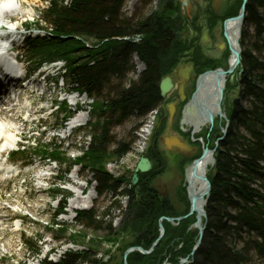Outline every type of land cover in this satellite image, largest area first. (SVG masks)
<instances>
[{"label": "trees", "instance_id": "trees-1", "mask_svg": "<svg viewBox=\"0 0 264 264\" xmlns=\"http://www.w3.org/2000/svg\"><path fill=\"white\" fill-rule=\"evenodd\" d=\"M126 1L70 0L66 3V0H53L42 11L38 26L44 31V37L28 39L26 50L38 65L64 61L68 85L94 102L93 116L85 129L91 143L88 150H81L83 155L79 159L69 164L70 155L54 146H43L41 153L61 160L68 168L65 177L74 165L91 173L98 196L112 197L105 215L115 208L120 210L122 198H128L129 226L139 234L130 247L150 251L161 235L160 220L184 216L190 210L187 207L183 214H178L152 186L165 170L158 151L165 123L162 122L155 133V146L148 155L154 169L139 174L136 185L133 184L134 171L130 177H115L107 169L110 163L127 156L133 145V142L119 143L112 150L115 144L112 128L134 118L143 124L150 114L160 110L161 80L176 69L187 50L181 37L185 23L180 14L176 16L180 7H176L173 0H168L160 13L145 17L136 13L131 18L124 14ZM152 1L139 0V4L146 8ZM242 4V0H237L234 16L238 15ZM249 29H253V34H249ZM241 46L244 72L237 87L251 107L245 108L236 101L227 111L230 126L224 140L218 144L215 167L209 173L212 189L201 247L191 257L199 239V232L189 231L195 219L185 220L177 227L164 220L165 235L153 252L150 255L134 252L128 257V264H180L183 259H188V264H254V256L264 264V166L261 164L264 160V0H248ZM135 57L145 71L138 81L126 86L127 76L134 70ZM63 111L62 123L72 115L67 103ZM241 128L247 136L240 133ZM212 140L210 148L215 149L218 138ZM198 155L195 159L200 157ZM53 193L60 194L57 190ZM62 197L65 202L69 199L64 194ZM64 212L63 207L57 211L55 223ZM98 214L96 210L77 213L76 223L103 232V238L92 240L83 232L75 234L64 227L57 231V240L68 237L77 244L88 239L94 247L116 246L119 237L112 223L106 224ZM25 243L33 256L41 255L37 241L26 240ZM102 262L90 247L83 252L70 251L58 263L46 258L41 264Z\"/></svg>", "mask_w": 264, "mask_h": 264}, {"label": "rangeland", "instance_id": "rangeland-1", "mask_svg": "<svg viewBox=\"0 0 264 264\" xmlns=\"http://www.w3.org/2000/svg\"><path fill=\"white\" fill-rule=\"evenodd\" d=\"M167 2L168 0H153L146 8H142L141 4H139V0H127L124 8V14L128 18H131L136 13L140 17L150 16L152 13L162 12ZM217 2L219 4L214 6V13L217 16H223L227 13L230 7H233L235 2L237 3V0H218ZM20 3L22 4L23 14L18 15L13 19V25L16 27L23 26V28L26 29V24L29 21L32 22L35 20V24H39L38 21L41 19L40 12L47 7L48 2H46V0H20ZM207 8L209 7L206 5V9ZM179 14L182 15L181 12ZM36 25L33 27L35 28ZM184 27H186V23ZM248 31L249 34H253V29H249ZM183 36L189 39L188 34H181V37ZM19 47L21 56L26 61H28L27 59H29V57L25 51L22 50L21 43L19 44ZM133 64L134 70L128 74L125 81L126 86L130 85L131 82L138 81L140 75L143 73L138 71L137 66L140 65V62L137 57L134 58ZM33 65L34 64H32V66ZM29 67L30 64H26V68ZM62 76H64V72H62ZM70 91H72V89L68 86L67 78L65 77L64 80H60L59 84L55 86L54 84H51V90L49 93H47L42 102L36 97H27L22 99L21 102L10 105L11 108H8L7 111L13 109V106L15 105L18 106V108L14 109V112L11 114L7 113L5 110H2L1 112L5 113V116L3 117L8 120H6V123L8 124L10 121V125L12 126L11 129L16 127L22 129L20 138L23 136L24 140L26 141L25 143L29 141L31 145H34L36 142H39L41 145L51 142L52 145L60 147L62 152L69 154L71 160H73L74 158L81 155V149H84L85 151L88 150L91 140L89 135L85 133L86 125L76 132L61 130V121L59 119L60 114L56 113L57 106L60 105V103L66 98V94ZM228 91L230 92L229 95L226 96L225 100L223 99V111L226 113L227 118V111L236 101H238L239 104L245 108L251 107L248 98L246 96L241 97L239 94L241 88L237 87L236 82ZM232 92L234 93L232 94ZM77 97V95H72L68 98L69 102L73 103ZM200 98L206 99V95L203 93V97L200 96ZM33 101H35L36 105L34 108H31L30 104ZM86 101L87 105H85ZM52 102H55L54 107L51 111H49ZM56 102L58 104H56ZM80 102H82L80 104L81 108H83L85 111V115L81 116H86L87 124V122L93 116L89 107V104L92 102H90L89 98L86 96H81ZM169 103L170 102L168 100L166 104ZM24 104H27V107ZM191 109V106L185 111L183 108L182 114L178 118H175L171 126L168 125V114L162 115L161 113L155 112L150 114L143 124L134 118L121 126L114 125L112 128V135L114 137L115 144L113 145L112 150L115 149L119 143L127 144L129 142H133V145L132 151L127 156L117 161V163H111L107 167L108 171L115 177H120L123 175L130 177L131 173L136 169L142 158L149 159L148 155L152 151V147L155 146L154 135L161 127L162 122L165 123L164 131L158 141V151L161 153L162 161L165 162V170L163 174L154 180L152 186H154L155 189L160 193L162 192L164 198H162L163 196L160 195L161 198L167 199L171 203L173 210H175V212L178 214H183L187 207L190 208L187 190L188 175L193 160L198 154V156H201L204 148L208 147L211 149L210 147L213 145L212 139L214 137L213 134L210 136L208 135L210 133L209 126L207 124H202L197 110L196 112H193ZM189 110L190 112L187 113ZM52 112L53 114L51 115ZM30 113L31 116L28 115ZM183 114L185 115L184 119L182 116ZM26 115H28L29 118L28 122L32 121L27 125L26 123H23V121L27 119ZM2 122L5 123L4 121ZM157 122V126H154L153 129V125H155ZM148 124L152 125V135L149 139L147 138V141L145 142V150L137 151L136 145L139 142L141 131ZM140 125L141 127H139ZM197 125L198 131H196L195 128ZM225 125L226 120H218V123L215 122L214 128H219V133H221L222 129L225 128ZM239 130L241 134L247 136V133L243 128ZM193 132H195L196 135H192ZM166 135H182V140L188 144L194 139L196 141L195 146L198 150L197 154H182L176 150L167 151L163 144V138H165ZM54 136L56 137L54 138ZM26 147L27 149L25 154L20 155L17 160L13 162L18 165H21L22 163H32L34 167H38L41 159L36 156V158H34L35 149L27 145ZM68 162L71 163L70 161ZM261 164L264 166V160L261 161ZM214 167L215 164L210 167L209 173L214 169ZM67 170L68 168L65 165L55 163L50 164L49 161H46L45 167L43 169L34 170V172H37L35 175H45L46 180L43 181V183L36 182L34 179V174L24 176L20 180L13 182L0 183V220L4 221L3 225L0 226V264H24L26 261H29L30 264H39L45 260L46 257H49L52 262L58 263L64 258L65 254L69 253L70 251L83 252L87 251L90 247L94 248V253L97 256V259H101L103 264H125L124 255L129 249L136 248L130 247V245L135 242L139 236V234L135 233L129 226L130 215L127 212L129 199L122 198L120 203L121 209L118 210L115 208L114 210L110 211L108 215H105L104 213L110 206L112 197H107L106 195L102 197L98 196L95 189L97 185L95 183H92L91 185L89 184L90 182H93L92 174L81 170L80 167L74 168L67 179H57V176L63 178V174ZM77 172H79L78 176H76ZM48 174L51 175L49 179ZM77 177L79 178L76 179ZM70 178H74V181L77 182L76 187L69 185ZM48 186H50V189H48ZM42 187L48 189V194H42L45 193V190ZM82 187H84L83 193L86 195L90 193V191H93L94 199L91 203V208L88 210L79 209L72 212L69 207L76 196L74 193L80 192ZM52 190H61L66 196H69V200L64 204V199L61 200V198H53ZM63 204L66 207V215L60 216L56 220L60 225H64L70 228L72 231L83 232L88 236L89 239H101L105 236L103 232H95L83 227V225L76 223L77 213L96 210L99 212V217L104 219L106 224L110 222L112 223L113 231L119 237V242L116 244V246L114 245L112 247L108 244H103L100 247H94V245L88 242V239L75 245L68 237L57 240V236L59 235L52 231L51 226L47 228V224H53L52 220L54 218L56 209L61 207ZM182 216L183 215H180V217ZM191 218L195 219V221L191 224L189 231L199 232L195 227L197 222L196 216H192ZM18 219H21V221ZM170 224L173 227H177L179 225L172 223ZM26 240L38 242L42 250V254L36 259H34V254H31L29 248H27L25 243ZM127 260L126 263L128 264ZM254 264H261L256 256H254Z\"/></svg>", "mask_w": 264, "mask_h": 264}, {"label": "water", "instance_id": "water-1", "mask_svg": "<svg viewBox=\"0 0 264 264\" xmlns=\"http://www.w3.org/2000/svg\"><path fill=\"white\" fill-rule=\"evenodd\" d=\"M179 1L184 8L188 10L191 9V0H179ZM242 1H243V4L241 6L239 14L236 17L227 20L225 22V27H224L225 28V38L228 41V44H229V47H230V50L233 56H235L234 57L235 60L231 64L230 70L228 71V73H226L223 70H216V71L208 72L206 74L201 75L199 79L197 80L196 91L192 95L189 101H187L185 88L191 79V74L193 72L192 66H187V67L181 66L178 71L174 72L173 76H167L162 79L161 84H160V91H161L162 99L168 100L170 98V95L174 91H177L178 96H179V102L170 103L166 107L169 111V122H168L169 126L172 125L173 121L176 118L177 104L185 103L184 111L188 110V108L192 105L195 106L198 114L200 115L201 121L204 122V124H207L211 129L214 127V123L217 118L221 120H226L227 125H226V128L222 130V132H223L224 137L227 134L229 122L227 120L226 115L224 114L222 105H223L224 92H225L226 76L232 75L235 72V70L241 66V63H242L241 37H242L243 27L245 24V19L247 16L248 0H242ZM232 24H235V26L233 27V30L237 28L239 32V37L237 38V42H238L237 49L233 47L231 43V38H230L231 34L234 31L232 29L228 31V28H230ZM206 39L207 37L205 36V42H206ZM142 66L145 69L144 65ZM242 74H243V71H241L240 76ZM215 77H217L218 83L220 84V90H219L218 102H217V105H218L217 116H215V114L211 110H208V108H206L205 106L206 99L202 100L200 98V94H201L200 92L204 88V85L209 81L210 78H215ZM182 116L184 119L185 115L183 114ZM157 124L158 122L154 126H157ZM194 134L195 132L192 133V135ZM224 137L218 140V142L216 143V148L218 147V144L220 143V141L224 140ZM163 143L167 151H172L175 149L183 154H189V153L194 152V149L188 143L184 142L178 135H174V136L166 135L165 138H163ZM216 148L214 150H211L208 147L204 148L201 157L194 160L191 165V169L189 171V174L191 177L196 178L198 176L199 165L203 162V160L206 158L208 154L212 155L213 162H215ZM152 169H153V164L151 163V161L147 158H142L135 169V174L133 177L134 185L138 183V174L149 173ZM202 180L205 183V188L203 192H200L198 195L193 196V197L189 195V182H188L187 191H188V198L190 202L189 213L186 216L179 217V218H162L160 220L161 235L158 241L154 243L153 248L150 251H145L142 248H138V247L129 249L124 255L125 264H127L126 260L128 256L134 252H140L144 255H150L153 252L154 248L158 245V243L164 237V234H165L164 227H163L164 220L172 224H178L185 220H188L194 215H196V218H197V223L195 224V227L199 231V240L195 248L193 249L191 257H194L196 255L199 248L201 247L204 234L207 229L206 207H207L208 200L210 198L211 189H212V184L210 182L207 172H204V176ZM188 263H189L188 259H183L180 262V264H188Z\"/></svg>", "mask_w": 264, "mask_h": 264}, {"label": "flooded vegetation", "instance_id": "flooded-vegetation-1", "mask_svg": "<svg viewBox=\"0 0 264 264\" xmlns=\"http://www.w3.org/2000/svg\"><path fill=\"white\" fill-rule=\"evenodd\" d=\"M217 1L218 0H191L190 10L182 8L183 6L180 1L175 2L176 7H180V12L182 13L181 18L184 20V23H186V27L182 31V34H188L189 39L185 38L184 36L182 37V39L186 42L187 50L184 52L183 57L180 59V62L176 69H174V71L169 76H173L174 72L178 71L181 66L193 67L191 79L185 89L187 101H189L192 95L195 93L197 80L201 75L216 70H223L228 73V71L230 70L233 54L230 50L228 41L225 38L224 27L227 20L236 17L234 16L233 12L236 10L237 3L235 2L233 7H230L225 15L217 16L214 13V6H216V4H219ZM206 5L209 8L206 9ZM178 15L179 13H176L177 17ZM205 36L207 37L206 42ZM241 71L242 67L240 66L232 75L226 76L224 100L226 96L229 95L230 92L228 90L233 86V84L235 82L236 84H238V81L241 77ZM233 93L234 92H232V94ZM168 100L169 102H179L178 92L174 91L170 95V98ZM164 104L165 100L163 99V103L159 111L162 115L169 113L166 106L163 107ZM184 106V103L177 104V118L182 114ZM218 120L221 119L217 118L215 122L218 123ZM214 127L212 129L209 127V131L212 132L214 137L218 138V136L220 135V133L217 132L219 128ZM181 138H183V136ZM195 142V140H192L189 144L194 149L193 154L196 155L198 150L195 146ZM159 194L163 196L162 192H159ZM162 198H164V196Z\"/></svg>", "mask_w": 264, "mask_h": 264}, {"label": "bare ground", "instance_id": "bare-ground-1", "mask_svg": "<svg viewBox=\"0 0 264 264\" xmlns=\"http://www.w3.org/2000/svg\"><path fill=\"white\" fill-rule=\"evenodd\" d=\"M23 14V10H22V4L20 3V0H0V27L3 25H8L9 28H7V30L9 31H15L18 30L16 26L11 25L12 23L10 21H13V19L15 17H17L18 15ZM235 26V24H232L230 28H228L229 30H233V27ZM4 30L2 28H0V34L3 32ZM234 32L231 34L230 38H231V43L233 45L234 48L237 49V38L239 37V32L238 29L235 28L233 30ZM235 56L232 57V61L231 64L233 63V61ZM18 59H20V57H18ZM21 60V59H20ZM140 62V61H139ZM141 65V66H140ZM140 65H138V71L140 72H144L145 69L142 68V64L140 63ZM143 70V71H142ZM217 77L215 78H210L209 81L204 85V88L201 90V94L200 96L203 97V93L206 95V108H208V110H211L215 116H217L218 114V95H219V90H220V84L218 83V79ZM42 82H39V80H34V84L40 86ZM186 89V88H185ZM162 98V97H161ZM204 99V98H202ZM168 100H165V105L167 106ZM14 103H18V102H14ZM12 103V104H14ZM10 104V105H12ZM170 104V103H169ZM9 105V108H11ZM163 106V107H164ZM18 108L17 105L13 106V109H10L9 111H7V113H12L14 112V109ZM23 108V107H21ZM191 110L193 112H196V108L195 106H191ZM190 112L187 111V113ZM3 116H5L4 112L0 111V150L3 151L5 149V152L12 149L15 145H17V142H19V138H20V134H22V129L21 128H12V126L10 125V121L7 124L6 123V118H4ZM12 117V116H11ZM2 121H4L5 123H3ZM8 121V120H7ZM202 124H204V122H202ZM74 125L78 126V127H84L86 124V116H79L76 118V120L74 121ZM196 125V124H195ZM196 131H198V125L195 127ZM153 129H154V125H153ZM152 125L148 124L146 125L140 134V138H139V142L136 145V149L137 151H144L145 150V142L147 141V138L149 139L150 136L152 135ZM19 131V132H18ZM196 135V134H195ZM148 136V137H147ZM214 164L213 162V158L211 154H208L206 156V158L203 160V162L199 165V169H198V176L196 178H193L190 176H188V182H189V195L191 197L198 195L200 192H203L204 188H205V183L203 182V176H204V172H207L210 169V167ZM79 175V172L76 173V176ZM3 177V174L1 173L0 175V179ZM75 178V177H74ZM36 182H43L46 180L45 175L42 174H37L34 177ZM84 191V187H82L80 189V192H76V196L73 199V201L70 204L69 209L74 212L75 210H79V209H83V210H88L91 208V203L94 199V195H93V191H90V193H88L87 195L83 193ZM201 205V204H200ZM196 216V215H194ZM197 223V222H196ZM1 252V250H0Z\"/></svg>", "mask_w": 264, "mask_h": 264}]
</instances>
